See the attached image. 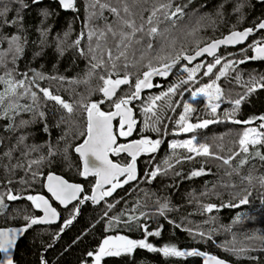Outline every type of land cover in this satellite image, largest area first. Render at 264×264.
<instances>
[{"label":"trees","instance_id":"1","mask_svg":"<svg viewBox=\"0 0 264 264\" xmlns=\"http://www.w3.org/2000/svg\"><path fill=\"white\" fill-rule=\"evenodd\" d=\"M162 2L168 0H148V3H142L137 11L149 9L142 12L146 21L151 14L152 5ZM24 3L28 6L21 8L20 4L13 3L12 0H0V7L7 4L12 9L8 14L10 17L15 18L17 10L23 16L22 31L18 30L16 25H4L0 28V34L9 37L21 34L27 40L24 54L17 60L15 66L9 57L7 68L15 67L17 79L23 78L22 73H27L31 78L32 70L45 76L64 77L63 82L37 79L36 83L40 87L50 88L53 94L76 105V111L69 117L66 110L54 101L44 98L33 86L32 90L37 91L40 97L38 105L34 106L36 112H17L15 130L7 128V125L12 123L11 120L0 119V195L11 191L12 194L22 197L17 201H5L8 208L0 215V228H25L27 221L24 216L37 218L41 216L39 209H36L26 197L43 195L52 200V196L45 190L48 174H57L71 183L81 184L84 187V196L78 214H75L74 209L81 201L67 210L60 209L54 202L61 212V224L29 228L17 246L14 264H44V261L47 264H95V253L98 252L103 240L115 235H124L135 240L146 238L155 247L175 245L182 251L198 250L232 264H264V242L259 239H248L264 235V188L256 179L249 184L240 178L249 173L254 177L264 175V164L257 158H250L239 175L233 173L228 176L225 173L226 170H230V166L223 165L222 161L205 156H197L191 160L183 159L189 155L186 150L176 149V155H173V149L169 146L172 140L195 136L199 142L212 145L214 152L227 157L230 155V149L233 152L239 151L236 143L239 136H230L231 134H239L250 126H259L264 122L256 119L252 124L237 125L224 118V113L235 108L234 101L242 96L245 98L239 106L236 119L244 121L264 116V88H257L256 91L247 94V86L251 79L259 80L264 77V60L248 59L255 57L253 47L249 46L256 41L264 40V30L252 38L246 47L223 48L217 55L223 58L228 54H236L234 59L237 62L245 60V63L234 64L227 78L220 83L224 90L222 101L227 103L217 112L220 122L191 133L179 131L177 121L183 114V105L190 95L187 93L179 101L182 92L191 85L186 84L171 97L174 107L162 108L157 113L161 122L156 126L160 131L144 127L143 107L148 104L150 97L160 95L166 92L169 86L176 84L175 75L183 66L193 67L203 61L212 64L215 57H206L193 65L183 62L168 77L154 79L152 88L142 92L140 98L131 101L130 106L137 121L136 139L149 137L153 140L159 139L162 143L156 152L140 156L138 160L140 174L134 182L127 184L121 182L122 187L117 188L112 196L105 197L96 206L91 200H84L85 196L92 195L96 177L83 178L80 174L82 162L75 152V148L86 139V136L79 134L85 130L86 113L78 102L82 99L84 103L105 100L101 104L102 110L110 111L114 108L111 107V102L103 97V93L98 91L102 84L98 76L104 74V69H96V74L88 77L94 61L88 52L87 32L89 27L103 29L105 23L112 24L117 30L121 25L115 15L107 9L103 12L107 21L95 19L89 25V0H76L77 11L64 10L58 0H40L39 4L32 3V0H24ZM110 3L119 6L117 0H110ZM176 6L183 8V16L178 14L173 18L176 27L172 28V20L163 21L159 25L162 31L170 30L165 33L169 38V46L161 52L157 44L147 53L144 61L136 67L130 66L127 72L131 74L132 83L123 85L113 100L134 90L137 77L142 78V73L149 70L147 67L149 58L153 67L162 68L163 63H170L178 54L194 55L198 47L203 48L215 40L222 39L233 30L243 31L247 28L255 30L258 24L264 21V2L258 0H174L172 10ZM44 11L49 13L47 17L43 15ZM134 18L137 24L144 22L139 15ZM147 27L145 23V30ZM41 29L49 30L46 37H41ZM81 32L85 33V36L81 39L80 45L73 46L74 41L80 38ZM65 33L68 34L67 37ZM137 35L138 38L142 36ZM183 36L187 38L183 39ZM143 39L147 41L150 38L143 36ZM114 45L115 40L109 36L107 47H112L115 52ZM2 47L7 48L6 41ZM137 47L141 48L142 45ZM81 49L84 54H81ZM242 50L245 52L239 54ZM157 55L167 56L169 59L160 61L155 58ZM138 57L139 52L137 59ZM5 71V68L0 67V76H3ZM123 74L124 70H121V77ZM213 75L205 82L213 80ZM115 78L117 77L114 74L113 79ZM84 80L88 82L71 83ZM4 87L0 83V91H3ZM166 101L167 98L158 104H164ZM19 103L31 105L32 101L30 97H25L20 99ZM193 107L196 110L190 116L191 122L215 119L210 110L204 107L203 102L198 101ZM40 111L45 113L44 117L39 116ZM21 120L30 123L19 127ZM22 136L25 139L20 142L19 138ZM124 138L119 137L121 142ZM220 146L223 147V151L220 150ZM261 150L264 151V148ZM112 157L117 160L115 154H112ZM240 158L236 157L232 166H235ZM166 160L171 167L165 164ZM31 161L39 163H33L29 168ZM123 161L128 163L130 159L124 157ZM157 167L161 172L154 179L145 176L148 169L153 172ZM201 168L206 174L196 177L191 175L193 171ZM32 173H37L35 179ZM245 195H248L249 203L239 210H235V207L222 206L229 202L238 204L239 199ZM110 204L114 207L109 208ZM164 204L168 207L161 214L160 208ZM207 204H216L218 207L212 213H207L202 209V206ZM73 215L75 219L64 228V223ZM130 216L139 219L125 223ZM238 216L241 217L240 220H237ZM140 226H147L150 232L160 231V235L145 237ZM197 227H200L206 236L201 237L194 233ZM233 247L236 249L243 247L246 251L234 253L228 250ZM89 252L94 255L88 256ZM1 258L0 253V260ZM101 264H204V261L203 257H165L161 252L136 249L132 254L105 257Z\"/></svg>","mask_w":264,"mask_h":264},{"label":"snow or ice","instance_id":"2","mask_svg":"<svg viewBox=\"0 0 264 264\" xmlns=\"http://www.w3.org/2000/svg\"><path fill=\"white\" fill-rule=\"evenodd\" d=\"M13 3H18L21 8H25L28 5L24 3V0H12ZM60 6L65 10L77 11L76 0H58ZM174 0H168V2L154 3L151 7V14L146 18L143 17L142 12L148 11L149 9H141L137 11V8L142 4L148 3V0H117L119 6L110 3V0H89L88 9L89 16L88 21L91 25L92 21L95 19H104L107 21V17L103 16V12L107 9L112 14L115 15L117 21L121 25L119 30H117L112 24L105 23L103 29H97L95 27H89L87 32L88 39V52L91 54V60L94 63L91 64V70L88 73V77L95 75L96 69L103 68L104 74L99 75L98 78L102 81L101 86L98 91L103 93V97L111 102V107L114 110L104 111L101 109V104L105 100H100L98 102L84 103L83 99L78 102L80 108L86 113V127L85 130L80 135L86 136L83 143L75 148V152L79 153L80 157L83 158V168L81 175L84 177L95 176L98 179L95 182V186L91 196H85L84 200H91L93 203H99L105 197H110L116 191L117 188L122 187L120 177H126L123 180V184H127L129 181L137 179V169L136 160L142 153H154L160 147L162 141L159 139L153 140L149 137H144L138 140L131 141L129 143H118L119 137H129L135 130L137 121L133 118V110L129 107L133 99H138L142 89L152 88V77L156 76H167L172 67H174L181 59H186L188 61H193L199 56H203L207 53L210 56L215 57V62L213 64L207 65V70L204 75H210L213 72L215 65L221 64V58L216 56V51L221 45H236L244 42L254 31L253 28H247L243 31L233 30L229 35L222 39L215 40L209 43L203 48H197L194 55H183L178 54L171 59L170 63H163V67H153L151 58L148 59L147 67L148 71L142 73V78L137 77L134 90L130 94H125L113 100V97L117 96V92L121 85H129L132 83L130 76L131 74L127 72V69L131 67H136L140 62L144 61L147 57V53L154 47L159 45L160 51H164L166 47L169 46V38L166 35V31H162L159 28L160 23L166 20H172V28L176 27V21L173 19L179 14L183 16V8L176 6L172 10ZM32 3L39 4L40 0H32ZM12 9L7 5L0 7V28L4 25H16L18 30H23V16L20 15V11L15 12V18L10 17L8 14ZM123 13L124 15H122ZM43 15L47 17L49 13L44 11ZM140 16V24H137L136 17ZM162 16V19H161ZM145 23L148 25L147 30H145ZM258 29H264V21L258 24ZM41 37H46L49 30L41 29ZM137 34H142L138 38ZM65 33V37H67ZM85 33L81 32L80 38L76 39L73 46H79L81 39H83ZM109 36L115 40V52L112 47H107ZM143 36H147L150 39L145 41ZM7 42V48H3L4 42ZM26 37L21 34L7 36L0 34V67L6 69L3 76H0V83L5 87L3 91H0V119L8 121L11 120L12 123L7 125L8 130H15L17 125L15 124V114L19 111L23 112H36L35 105L39 102V93H42L43 97L47 100L54 101L56 104L60 105L64 110H66L69 117L76 111V105L70 103L63 99L59 95L53 94L50 88L40 87L36 83L37 79H49L58 80L63 82L64 77L56 76H45L43 73L33 71L31 78L28 77L27 73H22V79H17L15 72L16 69H8L7 65L9 63V57L11 58V63L15 66L17 60L24 54ZM43 39L41 43H43ZM63 43V41H61ZM174 43V41H173ZM95 44V46H93ZM138 45H142L138 48ZM103 48V51L101 49ZM253 50L255 52V57H248V59H260L264 60V42H256L253 45ZM81 54H84L83 49L80 50ZM139 52V57L137 59V53ZM99 53V54H98ZM39 55V53H37ZM107 57V59H105ZM160 61H167L169 57L159 56L155 57ZM245 63V60L240 61H229L223 65V69L219 74L212 80L211 83L204 84L202 87L191 92L193 100L198 97H205L208 101V108H210L211 115L215 119L209 120L204 119L196 123L191 122L190 116L195 112V108L191 103H185L183 105V114L179 116L177 125L179 126V131L182 133L195 132L197 129H205L210 124L220 122L217 115V110L220 107V101L224 97V90L220 87L217 81L221 77L227 75V72L234 64ZM204 67L203 64H197L193 68H184L183 71L187 73V79L178 77V82L172 86H169L166 92H162L160 95H156L149 98V102L143 107V113L145 115L144 127L145 129H151L153 131L159 132L160 128L157 127L161 121L160 116L157 115L162 108H173V103L171 97L176 95L178 89L183 85L189 83V81H195L196 74L200 69ZM124 70V74L121 77L120 72ZM117 78L113 79V75ZM84 81H71V83H87ZM33 86L38 89L33 91ZM257 88H264V77L259 80L252 78L247 86V94H251L256 91ZM25 97H30L31 105H21L19 100ZM167 101L164 104H158L160 101ZM245 97H240L234 101L235 108L231 111H226L224 113V118L230 120L235 124H252L254 120L259 119L264 121V116L254 117L249 120L241 121L236 119L239 106ZM40 117H44L45 113L40 111ZM118 120V126L113 124L114 120ZM155 118V119H153ZM63 119V118H62ZM30 121L21 120L19 127L26 126ZM239 139L236 141L239 147V151L233 152L231 149L230 155L224 157L212 150L213 146L205 143L199 142L195 136L183 141L172 142L170 147L173 149V155H176V149H184L189 155L183 157V159L191 160L195 156H205L212 157L216 160L222 161L223 165L230 166V170H226V175L231 176L233 173L239 175L240 171L245 165L249 163L250 158H257L264 164V123H261L259 127H249L246 128L242 133H239ZM20 142H23L25 137H20ZM220 150L223 151V147L220 146ZM120 153H127L131 157V162L125 165L119 163H114L110 159L111 154L119 155ZM195 154V155H191ZM243 154V155H241ZM10 155V153H6ZM241 157L235 166L233 161L236 157ZM180 160H177L179 163ZM39 163V161H31L29 163V168L31 164ZM165 164L171 167V164L166 160ZM20 167V165H17ZM161 172V169L157 167L153 172L149 173L153 179L157 174ZM205 170L203 168L195 170L191 173L192 176L204 175ZM33 179L36 178L37 173H32ZM241 181H247L252 184L253 180H258L260 186L264 188V175L260 177H254L251 173L241 176ZM47 191L52 194L56 201L65 207L74 200H80V193L84 191L80 184L70 183L68 180L61 176L55 174H48L47 177ZM11 183V181H9ZM23 183V181H22ZM105 185H110V188L105 189ZM235 186V185H233ZM247 191V189H245ZM251 193H249L250 195ZM22 199L21 196L12 194L11 191L0 195V215L8 208L5 201H17ZM28 201L34 205L36 209H40L43 212L42 217L34 216H24L25 221H27L26 227L23 229L18 228H0V252L5 254V257L0 264H14L13 258L11 256V250L15 247L17 238L24 232H26L33 225L37 224H49L58 219L59 213L56 208L52 206L50 201L43 195H28L26 197ZM235 199V197H233ZM83 202V201H81ZM249 203L248 195L239 199L238 204H233L229 202L227 205H222L226 207H238L239 205ZM109 208L114 207V205H108ZM168 207L167 204L161 205L160 212L163 214L164 210ZM216 204L203 205V211L207 213H212L214 209H217ZM75 214L79 213V208L74 209ZM107 215V212H105ZM75 215L71 219H68L63 227H68ZM118 219V218H117ZM136 216H130L125 223H131L138 220ZM214 219V218H213ZM241 217H237L240 220ZM111 226V225H110ZM143 228L145 237L148 236H159L160 231L150 232L147 226H140ZM63 230V229H62ZM189 231H191L189 229ZM199 235L203 237L205 233L200 232ZM210 238V236H209ZM248 239H259L264 242V235H259L256 237H249ZM136 249H147L150 252H161L165 257H204V264H227L224 259H220L215 255H209L206 252L192 250V251H182L179 250L175 245H165L163 247H155L148 240L140 239H130L128 236L115 235L106 237L98 252L95 253V264H101L104 257L110 256H121L125 254H132ZM235 252H244L245 248L241 247L236 249L235 247L228 249ZM92 252L88 253V256H93ZM44 264H47L44 261Z\"/></svg>","mask_w":264,"mask_h":264},{"label":"water","instance_id":"3","mask_svg":"<svg viewBox=\"0 0 264 264\" xmlns=\"http://www.w3.org/2000/svg\"><path fill=\"white\" fill-rule=\"evenodd\" d=\"M259 2H264V0H258ZM65 10V9H64ZM264 29H258V27L253 31V33L244 41V42H242V43H240V44H236V45H221L220 47H219V49L216 51V56L218 55V53L221 51V49H223V48H244V47H246L247 45H248V43H249V41L252 39V38H254V37H256L261 31H263ZM206 57H209V58H214V56H210V55H208L207 53H205L203 56H199V57H197L195 60H193V61H188V60H186V59H181L174 67H172L171 68V70H170V72H169V74L167 75V76H156V75H154L153 77H152V83H153V81H154V79H156V78H166V77H168L170 74H172V72L174 71V69L175 68H177L178 66H180L183 62H187L188 64H191V65H193V64H196V63H198L199 61H201V60H203V59H205ZM122 86L123 85H121L120 86V89L122 88ZM119 89V90H120ZM148 88H145V89H142L141 90V93H140V96H141V94H142V92H144V91H146ZM119 90H118V92H119ZM117 92V93H118ZM115 97H113V99H114ZM140 98V97H139ZM129 107H131L130 105H129ZM133 110V109H132ZM133 118L135 119V112H134V110H133ZM119 120V118H117V120H114L113 121V124L115 125V123L117 122ZM230 123H232L231 121H230ZM262 123H264V122H262ZM233 124H235V123H233ZM261 124V123H260ZM237 125H240V124H237ZM135 130H136V127H135ZM135 130L133 131V133L135 132ZM132 133V134H133ZM117 140H118V138H117ZM127 154V153H126ZM77 155L80 157V155H79V153H77ZM80 159H81V162H82V166H83V158L82 157H80ZM110 159H111V157H110ZM114 162V161H113ZM115 163V162H114ZM55 175H57V174H55ZM58 176H60V175H58ZM62 177V176H61ZM89 177H92V176H88V177H84L83 176V178L84 179H87V178H89ZM124 176H121L120 177V179H122ZM97 179H98V177H96ZM65 179V178H64ZM136 180V179H135ZM135 180H132V181H129V183H132V182H134ZM71 183V182H70ZM46 185H47V180H46V183H45V190H46V192L47 193H49L48 191H47V187H46ZM81 185V184H80ZM82 186V185H81ZM83 187V186H82ZM108 187H110V185H105V189H107ZM83 189H84V187H83ZM51 196H52V194L51 193H49ZM83 196H84V191L82 192V193H80V200H74V201H72L70 204H68L66 207L64 206V205H62V204H60V202L59 201H56L55 200V198L52 196V200L51 199H49L48 197H46L49 201H50V203L52 204V206L54 207V208H56V210H57V212L59 213V217H58V219H56L55 221H53L52 223H49V224H37V225H33L31 228H36V227H48V226H58V225H60L61 224V222H62V217H61V212H60V210L54 205V202L59 206V208L60 209H62V210H67V209H69L70 207H72V206H74V205H76V204H78L81 200H82V198H83ZM248 199H249V197H248ZM102 202V200L99 202V203H93L94 205H99L100 203ZM248 205V203L247 204H243V205H239L238 207H235L234 209L235 210H239V209H241V208H243V207H245V206H247ZM39 211L41 212V216L40 217H42L43 216V212H42V210H40L39 209ZM11 228H18V229H23V228H20V227H11ZM25 234H26V232H24V233H22L18 238H17V240H16V244H15V247L11 250V256H12V258H13V261H14V257H15V252H16V249H17V246H18V244H19V242L24 238V236H25ZM1 253V256H2V258H1V260L0 261H2L3 259H4V257H5V254L4 253H2V252H0ZM204 257H203V261H204ZM227 262V261H226ZM227 264H232V263H230V262H227Z\"/></svg>","mask_w":264,"mask_h":264},{"label":"rangeland","instance_id":"4","mask_svg":"<svg viewBox=\"0 0 264 264\" xmlns=\"http://www.w3.org/2000/svg\"><path fill=\"white\" fill-rule=\"evenodd\" d=\"M182 38L184 39V38H187V37H186V36H183ZM256 42H258V41H256ZM256 42L253 43V44H252L251 46H249V47H253V45H255ZM259 42H264V40H262V41L259 40ZM246 49H247V48H246ZM246 49H245V50H246ZM245 50L240 51L239 54H242L243 52H245ZM234 55L236 56V54H228L227 56H224L223 58H221V64L215 65V67L213 68V72H212L210 75H204V73H205L206 70H207V65H209V64L206 63L205 61L198 63V64H203L204 67H202V68L200 69V71L196 74L195 81H189L188 84H191V85H190V87H189L188 89H186V90H184V91L182 92L179 101H181V100L186 96V94L189 93L190 95L187 97V99H186V103H191V104L194 106V104H195L196 102L199 101V102H203L205 108H208V101H207V98L201 96V97H198L196 100H193V99H192V96H191V92H192V91H195L196 89H198V88H200V87H202L204 84L211 83L212 80H211V81H206V82H205V80L208 79L209 77H211L213 74H214L213 77H214V79H215V77H216V76L219 74V72L223 69V65H224L225 63H228L229 61H236V60L234 59V58H235ZM213 63H214V62H213ZM213 63H212V64H213ZM196 65H197V64H196ZM196 65H195V66H196ZM195 66H193V67H195ZM233 66H234V65H233ZM193 67L183 66V67L181 68V70L179 71V73L175 75L176 81L178 82V77H182L183 79H187V73L184 72L183 69H184V68H193ZM232 68H233V67H232ZM232 68H230V69L228 70L226 76L221 77L220 80L217 81V83H218L219 85H220V83H221V81H222L223 79H226V78H227V76H228L229 73L231 72ZM217 69H218V71H217ZM214 79H213V80H214ZM204 82H205V83H204ZM183 86H184V85H183ZM220 87H221V85H220ZM182 88H183V87H182ZM221 88H222V87H221ZM222 99H223V98H222ZM219 103H220V107L218 108L217 112H218L219 109L223 106V104H227V103L223 102L222 100H221ZM233 105H235V104L233 103ZM208 109L210 110V108H208ZM250 127H257V128H258L259 126H250ZM248 128H249V127H248ZM244 130H245V129H244ZM244 130H243V131H244ZM243 131H242V132H243ZM242 132H241V133H242ZM230 136H239V135H238L237 133H234L233 135L231 134ZM186 139H189V138H186ZM186 139H183V140H186ZM183 140H179V139H177V140H172V141L169 142V146L171 145L172 142L183 141ZM178 149H179V148H178ZM194 155H195V154H194ZM195 157H197V156H195ZM149 173H151V172H150L149 169H148L147 172L145 173V176H149L151 179H153L150 175H148ZM122 181H123V180H122ZM108 188H110V187H108ZM92 192H93V191H92ZM81 203H82V202H80V204L77 205L78 208L80 207ZM193 232L196 233V234H198V235H199L200 232L205 233L200 227H197ZM205 236H206V233H205ZM104 258H105V257H104Z\"/></svg>","mask_w":264,"mask_h":264},{"label":"flooded vegetation","instance_id":"5","mask_svg":"<svg viewBox=\"0 0 264 264\" xmlns=\"http://www.w3.org/2000/svg\"><path fill=\"white\" fill-rule=\"evenodd\" d=\"M135 119H136V116H135ZM115 125L118 126V121L115 123ZM136 131H137V124H136V130H135V132H134L131 136H129V137H125L123 142H121V140L119 139V136H118V143L123 144V143H129V142L134 141V140H138V139H136V137H135ZM143 154H145V153H142L141 155H143ZM141 155H139V156L137 157V160H136L137 178H138V176H139V174H140V167H139V164H138V160H139V158H140ZM110 157H111V159H112L115 163H119V164H121V165H125V164H127V163H124V161H123V158H124V157H127V158L130 159V161H129L128 163L131 162V157H130L128 154H126V153H120L119 155H115V157H116L117 160H114V159H113L112 154L110 155ZM125 178H126V177H123L122 179H120V181L123 182L122 180H124ZM96 180H97V178H96ZM128 183H129V182H128Z\"/></svg>","mask_w":264,"mask_h":264}]
</instances>
